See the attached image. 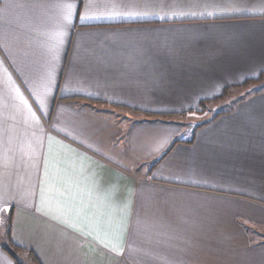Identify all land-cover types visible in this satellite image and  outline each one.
Segmentation results:
<instances>
[{"label":"crops","instance_id":"crops-1","mask_svg":"<svg viewBox=\"0 0 264 264\" xmlns=\"http://www.w3.org/2000/svg\"><path fill=\"white\" fill-rule=\"evenodd\" d=\"M261 74L264 0H0V220L40 264H264Z\"/></svg>","mask_w":264,"mask_h":264},{"label":"trees","instance_id":"trees-1","mask_svg":"<svg viewBox=\"0 0 264 264\" xmlns=\"http://www.w3.org/2000/svg\"><path fill=\"white\" fill-rule=\"evenodd\" d=\"M263 78H264V74H261L258 78H254V79L248 80L243 85H249L251 83L261 81ZM228 91H229V88H227L224 91V94H222V96H220V97H225V95L227 94ZM220 97H218V98H220ZM218 98H214V99H218ZM210 101L211 100H209V99L202 100L201 103H200V106L197 109H193L191 111L204 112V110L206 109L207 104ZM136 111H139V110H136ZM177 141L178 140L174 141V143L171 145V147L165 153H163V155H161V157L158 159V161L161 160L162 158H164L167 155L168 151L172 148V146ZM186 141L189 142V143L193 142V138H191L189 140H186ZM156 163L157 162H155L149 168L148 173H151L152 168L156 165ZM13 215H14V208L13 207H11L8 211L4 212L1 215L0 229L2 228V226L4 228L1 229L3 232H2V240H0V246L13 259L14 264H26V262H28L29 264H40V262L38 261L36 255L32 251H29L26 248H23L22 246H19L18 244H16L13 241V238H12Z\"/></svg>","mask_w":264,"mask_h":264},{"label":"rangeland","instance_id":"rangeland-1","mask_svg":"<svg viewBox=\"0 0 264 264\" xmlns=\"http://www.w3.org/2000/svg\"><path fill=\"white\" fill-rule=\"evenodd\" d=\"M254 83H255L254 84L255 89H260V88L264 87V78L261 81L254 82ZM216 106L219 107V105H216ZM220 106H223V104H221ZM214 110H216L215 106L207 104L206 109L204 110V112L194 113V114L190 115V117H188V118L184 117V118H180V119L182 121H184L185 123H188V121H190L191 123H194L196 121V118L198 117V120L202 121L203 119L208 118L214 112ZM2 228H4V227L2 226ZM1 229H0V240H2V232H3ZM26 264H29V263L26 262Z\"/></svg>","mask_w":264,"mask_h":264},{"label":"snow or ice","instance_id":"snow-or-ice-1","mask_svg":"<svg viewBox=\"0 0 264 264\" xmlns=\"http://www.w3.org/2000/svg\"><path fill=\"white\" fill-rule=\"evenodd\" d=\"M58 7L65 9L66 12L63 15V20L65 22L69 21L71 15H72V4L70 2H64L58 5ZM86 17H81V19H85ZM7 209H4L6 211Z\"/></svg>","mask_w":264,"mask_h":264}]
</instances>
